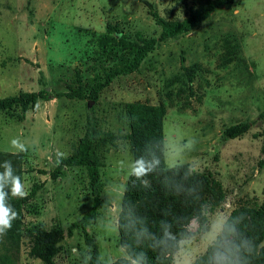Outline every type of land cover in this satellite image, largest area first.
Wrapping results in <instances>:
<instances>
[{"label":"rangeland","instance_id":"1","mask_svg":"<svg viewBox=\"0 0 264 264\" xmlns=\"http://www.w3.org/2000/svg\"><path fill=\"white\" fill-rule=\"evenodd\" d=\"M198 2L0 0V98L18 91L13 75L2 68L8 53L14 54V70L24 62L23 91L48 93L47 100L38 99L33 111L21 115L23 137L9 125L0 128V155L18 157L28 192L20 232L0 239V264H43L28 253L32 234L55 226L64 231L89 209L83 167L64 166L56 178L50 172L57 152L65 156L75 148L90 108L99 131L111 137L97 149L101 206L86 228L103 264H139L120 245L116 226L133 167L126 103L163 106L164 167L185 164L221 185L222 196L205 210L201 225L194 218L187 224L172 264H190L201 254L231 209L264 203V0H234L190 32L157 41L137 70L112 78L95 101L62 94L70 88L87 93L106 68L129 58L106 25L130 37L135 32L157 37L160 27L152 11L165 20H180ZM237 122H249L248 129L225 138L223 129ZM13 138L27 151L14 152ZM88 257L75 228L59 241L51 264H86Z\"/></svg>","mask_w":264,"mask_h":264},{"label":"trees","instance_id":"2","mask_svg":"<svg viewBox=\"0 0 264 264\" xmlns=\"http://www.w3.org/2000/svg\"><path fill=\"white\" fill-rule=\"evenodd\" d=\"M232 2L234 0H199L180 20H165L152 11L151 16L160 27L157 37L145 38L140 32H135L134 37H130L115 27L106 25V31L114 34V40L128 51L129 58L106 68L102 76L89 84L87 93L70 88L62 94L69 98L95 101L100 90L112 78L137 70L157 41L190 32L215 10ZM38 99L47 100L48 93L44 89L19 91L0 98V109L17 106L23 115L26 109H35ZM92 112L91 108L86 110L84 132L75 148L60 157L59 163L56 157L50 172V176L56 178L64 166L83 167L87 175L91 204L64 231L55 226L32 234L28 253L38 257L43 264H51L59 241L64 236H70L75 228L80 231L89 250L86 264H103L98 257L97 245L86 228L95 219L101 206V162L97 149L103 142L111 141V137L99 131ZM125 113L129 127L126 138L133 165L137 160L143 159L151 168L144 176L138 178L131 171L126 178L116 222L118 240L127 255L139 264H172L173 253L178 248L179 241L186 235L187 224L194 218L201 225L205 220V210H211L219 202L222 196L221 185L211 176L189 171L185 164L164 167L162 105L126 103ZM248 127L249 122H237L223 129L222 135L225 138H234L244 133ZM1 154L0 165L6 160L11 161L15 165V173L21 177L18 157ZM35 189L34 185L29 195ZM27 198H9L8 202L17 211L18 218L12 222L7 234L20 232L22 205ZM263 238L264 203L252 207H235L225 217L214 239L190 264H264Z\"/></svg>","mask_w":264,"mask_h":264},{"label":"clouds","instance_id":"3","mask_svg":"<svg viewBox=\"0 0 264 264\" xmlns=\"http://www.w3.org/2000/svg\"><path fill=\"white\" fill-rule=\"evenodd\" d=\"M11 145L17 152L27 151L26 145L19 139L13 138ZM63 153L57 152V163L60 162V157ZM0 167L3 171L0 172V239H2L12 227V222L18 218L17 211L8 202L9 195L15 198H25L28 192L25 190V185L21 177L15 173L11 161H4ZM151 168V165H146L143 159L137 160L132 167V174L138 178L144 176Z\"/></svg>","mask_w":264,"mask_h":264},{"label":"crops","instance_id":"4","mask_svg":"<svg viewBox=\"0 0 264 264\" xmlns=\"http://www.w3.org/2000/svg\"><path fill=\"white\" fill-rule=\"evenodd\" d=\"M12 55L14 54H10L8 53L7 57L4 58V60H6V64L4 62V60L2 62H4V64L2 63V68H7V72L6 74H12L13 75V81L17 86V92L19 91H23V79L25 71L23 68V64L24 62H20L17 65V70L13 69V66L11 64L12 60L14 59V56L12 57ZM10 56V57H9ZM35 72V71H34ZM33 72V76L35 75ZM40 100V99H39ZM21 112L19 107L17 106H11L8 108H4V109H0V128L4 127V125H9L7 127L9 128H13L14 131L16 132L17 136H21L22 135V126H21ZM13 123V124H12ZM14 152H17L16 150Z\"/></svg>","mask_w":264,"mask_h":264},{"label":"water","instance_id":"5","mask_svg":"<svg viewBox=\"0 0 264 264\" xmlns=\"http://www.w3.org/2000/svg\"><path fill=\"white\" fill-rule=\"evenodd\" d=\"M89 102H91V101H89ZM89 102L87 103V106H89V104H90Z\"/></svg>","mask_w":264,"mask_h":264}]
</instances>
